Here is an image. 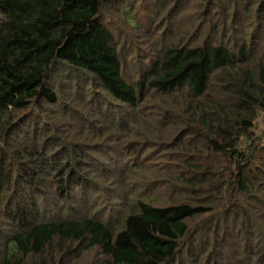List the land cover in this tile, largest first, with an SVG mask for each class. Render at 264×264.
<instances>
[{
	"label": "trees",
	"instance_id": "16d2710c",
	"mask_svg": "<svg viewBox=\"0 0 264 264\" xmlns=\"http://www.w3.org/2000/svg\"><path fill=\"white\" fill-rule=\"evenodd\" d=\"M0 264H264V0H0Z\"/></svg>",
	"mask_w": 264,
	"mask_h": 264
},
{
	"label": "rangeland",
	"instance_id": "374dc122",
	"mask_svg": "<svg viewBox=\"0 0 264 264\" xmlns=\"http://www.w3.org/2000/svg\"><path fill=\"white\" fill-rule=\"evenodd\" d=\"M179 18V17H178ZM185 22V19L183 20Z\"/></svg>",
	"mask_w": 264,
	"mask_h": 264
}]
</instances>
